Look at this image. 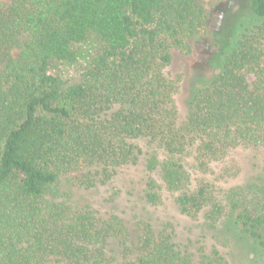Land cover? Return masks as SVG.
Listing matches in <instances>:
<instances>
[{
    "label": "trees",
    "instance_id": "obj_1",
    "mask_svg": "<svg viewBox=\"0 0 264 264\" xmlns=\"http://www.w3.org/2000/svg\"><path fill=\"white\" fill-rule=\"evenodd\" d=\"M249 6L231 39H214L217 72L198 82L182 119L180 79L166 69L171 50L189 54L206 26L200 0L0 6V264H227L217 248L190 252L166 226L138 222L133 235L119 216L73 202V188L105 185L142 156L182 214H202L212 230L226 220L264 257V172L224 190L193 185L188 169L213 174L236 149H264V0ZM89 39L99 53L78 83L50 73ZM148 187L160 203L162 187Z\"/></svg>",
    "mask_w": 264,
    "mask_h": 264
},
{
    "label": "rangeland",
    "instance_id": "obj_2",
    "mask_svg": "<svg viewBox=\"0 0 264 264\" xmlns=\"http://www.w3.org/2000/svg\"><path fill=\"white\" fill-rule=\"evenodd\" d=\"M8 3L9 0H0V6ZM200 4L207 16L204 30L188 41L191 48L189 54L171 50L172 61L166 69L169 78L180 79L174 101L181 119L187 112V100L198 82L202 78H211L217 72L214 60L217 48L214 39L217 38L220 44L231 39L230 34L237 30L239 22L250 15L249 0H239V15L232 14L226 0H200ZM221 12L225 14L224 26L213 32L215 16ZM75 52V62L59 63L50 70L51 74L60 77L67 85L79 82L81 75L98 55L99 45L94 39H89L76 45ZM11 55L16 57L18 50L14 49ZM143 147L144 150H149V147ZM188 169L192 173L193 185L200 179H206L216 187L226 190L247 181L255 172H264V149H236L224 162L213 166V174L202 176ZM151 179L162 187L159 191L161 202L157 204L146 199ZM72 192L73 202L90 206L102 217L119 216L133 235L137 231L138 222L149 223L158 229L166 226L176 242L187 246L190 252L197 255L202 250L210 252L212 248H217L225 256L227 264H264L259 248L244 235H233L226 220L218 224L217 230H212L205 223L202 214L196 217L182 214L175 203L177 193L167 192L158 173L147 170L144 156L137 165L119 169L105 185H97L89 190L73 188Z\"/></svg>",
    "mask_w": 264,
    "mask_h": 264
},
{
    "label": "clouds",
    "instance_id": "obj_3",
    "mask_svg": "<svg viewBox=\"0 0 264 264\" xmlns=\"http://www.w3.org/2000/svg\"><path fill=\"white\" fill-rule=\"evenodd\" d=\"M229 5V8L233 15L240 14L239 0H226ZM225 14L223 12L217 13L215 16L214 23L212 25V31L217 32L221 30L224 26Z\"/></svg>",
    "mask_w": 264,
    "mask_h": 264
}]
</instances>
